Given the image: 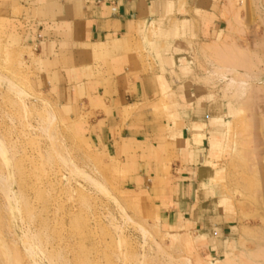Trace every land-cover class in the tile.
I'll return each mask as SVG.
<instances>
[{
  "label": "rangeland",
  "instance_id": "1",
  "mask_svg": "<svg viewBox=\"0 0 264 264\" xmlns=\"http://www.w3.org/2000/svg\"><path fill=\"white\" fill-rule=\"evenodd\" d=\"M227 6L219 40L196 49L188 74L225 105L209 185L232 226L221 248L154 216L113 151L36 93L34 49L0 19V264H264V0ZM221 64L247 76L252 94L226 90Z\"/></svg>",
  "mask_w": 264,
  "mask_h": 264
},
{
  "label": "crops",
  "instance_id": "2",
  "mask_svg": "<svg viewBox=\"0 0 264 264\" xmlns=\"http://www.w3.org/2000/svg\"><path fill=\"white\" fill-rule=\"evenodd\" d=\"M227 7L0 0V19L34 49L36 93L113 151L155 217L220 248L232 226L209 185L226 146L225 105L199 94L188 74L196 49L219 40Z\"/></svg>",
  "mask_w": 264,
  "mask_h": 264
},
{
  "label": "bare ground",
  "instance_id": "3",
  "mask_svg": "<svg viewBox=\"0 0 264 264\" xmlns=\"http://www.w3.org/2000/svg\"><path fill=\"white\" fill-rule=\"evenodd\" d=\"M218 50V49H217ZM216 52H218V54L219 53H221V52H219V51H216ZM215 55V54H214ZM217 57V56H216ZM228 58V57H227ZM234 59V58H233ZM220 60H221V58H220ZM227 60V59H226ZM225 60V61H226ZM220 63H221V61H220ZM219 63V64H220ZM233 63V62H232ZM218 64V65H219ZM234 64V63H233ZM217 65V66H218ZM220 66H222V67H219V68H216L215 67V71H214V74H216L217 75V78H220L221 80L220 81H222V80H224V81H226V83H227V88H226V90L229 88V90L230 89H232V90H234L235 91V94H234V97H238V99H241L242 97H244V95L246 94V92H247V88H249V93H251L250 92V90H252V88L250 89V86L248 85V82H249V80L247 79V76L245 77V76H243L242 74L239 76V73H238V76L239 77H241V78H238L237 76H235V77H231V78H229V76H228V74H232L233 72H235L234 71V69L233 68H231V67H228V66H226V67H223V65L221 64ZM235 66V65H234ZM239 66V65H238ZM236 68V67H235ZM241 68V67H240ZM235 74L237 75V72H235ZM245 74V73H244ZM247 74V73H246ZM215 75V76H216ZM233 75V74H232ZM250 75V74H249ZM243 76V77H242ZM2 77V75L0 76V78ZM216 78V79H217ZM249 78V77H248ZM5 79V78H4ZM3 79V81H6V80H4ZM217 81V80H216ZM2 82V81H1ZM10 84V83H9ZM9 86V85H8ZM15 91H17L18 93H19V91L18 90H16L15 89ZM22 94V93H21ZM252 94V93H251ZM236 95V96H235ZM246 95H248V94H246ZM250 95V94H249ZM247 97V96H246ZM236 98H235V100H236ZM246 99L247 98H245L244 100L246 101ZM242 101V100H241ZM237 102V101H236ZM50 115L52 116L53 114H51L50 113ZM49 116V115H48ZM48 117V122L49 123H52V122H54V121H56L55 119L53 120V118L52 117ZM49 123H48V126H49ZM52 136V135H51ZM50 139H51V137H50ZM0 155H1V157L3 158H8V153H7V149H6V146H5V144H4V142L2 141V140H0ZM9 159V158H8ZM5 161V160H4ZM6 162V161H5ZM3 180V179H2ZM1 181V180H0ZM2 182V181H1ZM6 182V181H5ZM3 183V182H2ZM4 184H6V183H4ZM9 184V183H8ZM10 185V184H9ZM6 186H7V184H6ZM5 186V187H6ZM3 188H4V186H2ZM2 188V189H3ZM7 189V188H6ZM9 189V188H8ZM10 190V189H9ZM5 191V190H4ZM12 191V190H11ZM10 191V192H11ZM4 193V192H3ZM6 195H7V192L5 193ZM9 195V194H8ZM8 197V196H7ZM10 200V199H9ZM31 252V251H30Z\"/></svg>",
  "mask_w": 264,
  "mask_h": 264
}]
</instances>
